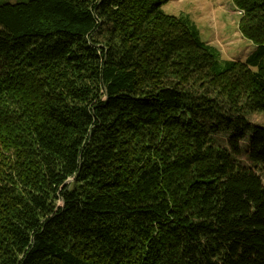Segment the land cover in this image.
<instances>
[{
    "label": "trees",
    "instance_id": "16d2710c",
    "mask_svg": "<svg viewBox=\"0 0 264 264\" xmlns=\"http://www.w3.org/2000/svg\"><path fill=\"white\" fill-rule=\"evenodd\" d=\"M167 1H0V264H264V0L245 61Z\"/></svg>",
    "mask_w": 264,
    "mask_h": 264
},
{
    "label": "rangeland",
    "instance_id": "374dc122",
    "mask_svg": "<svg viewBox=\"0 0 264 264\" xmlns=\"http://www.w3.org/2000/svg\"><path fill=\"white\" fill-rule=\"evenodd\" d=\"M1 2H19L27 0H0ZM166 13L176 16H188L200 31L203 41L215 45L221 52L222 59L245 61L256 45L244 37L239 29L241 14L233 0H168L162 6ZM247 121L264 127V112L255 111L247 115ZM229 128L221 127L212 135L221 147H228V140L234 133ZM250 132L241 141V154L237 158L247 163L246 150Z\"/></svg>",
    "mask_w": 264,
    "mask_h": 264
}]
</instances>
